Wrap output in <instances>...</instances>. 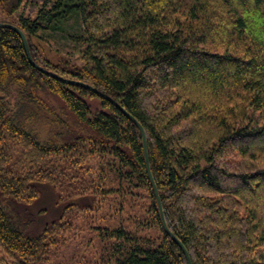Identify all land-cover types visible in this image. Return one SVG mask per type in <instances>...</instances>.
Instances as JSON below:
<instances>
[{"label": "trees", "instance_id": "1", "mask_svg": "<svg viewBox=\"0 0 264 264\" xmlns=\"http://www.w3.org/2000/svg\"><path fill=\"white\" fill-rule=\"evenodd\" d=\"M23 3L0 0V23L24 32L35 63L93 86L145 130L166 223L192 264H264V168L249 170L264 164V0H42L35 17L14 21ZM46 33L69 34V53L80 64L43 57L34 41ZM150 90L152 104L145 99ZM52 96L77 126L57 143L33 130L53 112ZM18 140L39 159L95 142L147 190L162 241L114 229L105 240L106 264H188L164 230L139 127L91 90L35 68L19 34L0 28V243L31 264L46 256L60 219L93 206L67 203L59 220L43 226L39 211L22 213L47 184L9 171ZM77 154L80 160L82 152L70 157L75 167L83 163Z\"/></svg>", "mask_w": 264, "mask_h": 264}, {"label": "rangeland", "instance_id": "2", "mask_svg": "<svg viewBox=\"0 0 264 264\" xmlns=\"http://www.w3.org/2000/svg\"><path fill=\"white\" fill-rule=\"evenodd\" d=\"M38 2L42 0H24L22 8L13 20L18 21L20 17H35ZM2 12L0 10L1 20L4 19ZM40 38L41 41L34 42L40 45L39 51L43 57L50 58V61L57 64L58 62L80 64L69 53L73 52L74 48L69 34L52 39L50 34L46 33ZM147 92L149 95H146L145 99L152 104L148 97L155 92L154 90ZM47 103L50 104L53 112L45 113V116L33 125V130L42 140H52L57 143L60 134L67 136L70 130L77 129V126L74 117L68 114L59 98L52 96L47 99ZM92 103L95 107H99V102ZM62 121H65L71 129ZM76 132H79L78 135L81 133L80 130ZM12 147L9 171L19 178H28L30 182L40 181L47 184L41 186V196L36 201V206L22 207L20 210L22 213L39 211L41 216L37 220L42 221L43 226L44 223L58 219L63 209L68 206L67 203L76 201L84 206H93L91 210L83 207L75 208L62 219H58L56 235L49 239L50 247L46 256L41 262L31 264H106L105 240L114 229H124L139 238L141 242L151 240L159 244L162 241L163 234L153 222L154 216L151 213L147 190L116 161L110 149L103 154L95 142H87L77 145V148L71 146L72 152L68 155H51L39 159L37 153L22 140L13 142ZM78 152L83 153L80 160L77 154L78 160L83 163L82 166L75 167L70 157ZM235 160L248 168L246 162L239 157ZM262 167L264 168L263 163L257 165L253 163L249 170L254 172ZM59 196L61 204H58ZM0 264L27 263L18 256L11 255L0 243Z\"/></svg>", "mask_w": 264, "mask_h": 264}, {"label": "water", "instance_id": "3", "mask_svg": "<svg viewBox=\"0 0 264 264\" xmlns=\"http://www.w3.org/2000/svg\"><path fill=\"white\" fill-rule=\"evenodd\" d=\"M0 28H2V29L7 28V29L13 30V31H15L16 33L19 34V36L21 37V39H22V41L24 43V46H25V49H26V52H27V56H28L31 64L35 68L39 69L43 73H45V74H47V75H49V76H51L53 78H56V79H58V80H60V81H62L64 83H67V84H70V85H75V86H81V87H84V88H87V89L91 90L92 92H94L95 94L100 96L101 98H104V99L112 102L113 104H115L121 111L124 112V114H126L127 117H129L139 127V129L141 130L142 136H143L145 156H146V164H147V167H148V172L150 174V179H151V181L153 183V186H154V189H155V193H156L157 198H158L159 209H160V213H161V218H162L164 230L182 248V250L184 251V253H185L186 257H187L188 264H192L191 258L189 256L188 251L186 250L184 245L181 243V241L170 231V229L168 228V225L166 223V220H165V217H164V214H163L162 204H161L160 197H159V194H158V190H157V187L155 185L152 173L150 171V162H149V154H148V148H147L146 134H145V130L143 129L141 124L131 114H129L124 108H122L116 101H114L111 97H109V96L105 95L104 93L98 91L93 86H91L89 84H86L84 82H81V81L63 79V78L58 77L55 74L45 70L43 67H41L37 63H35V61L32 58V54H31V51H30V47H29L27 38H26L24 32L20 28H18L15 25L9 24V23H0Z\"/></svg>", "mask_w": 264, "mask_h": 264}]
</instances>
